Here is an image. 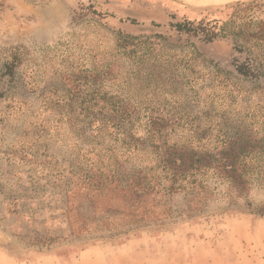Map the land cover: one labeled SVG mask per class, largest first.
<instances>
[{
  "label": "trees",
  "instance_id": "16d2710c",
  "mask_svg": "<svg viewBox=\"0 0 264 264\" xmlns=\"http://www.w3.org/2000/svg\"><path fill=\"white\" fill-rule=\"evenodd\" d=\"M252 25L250 35L264 45V20ZM171 26L179 36L201 33L205 43L216 35L214 25L202 21ZM49 48L50 66L43 69V76L50 73L49 84L38 96V122L43 136L60 131L61 163L32 147L22 156L33 162L42 157L34 182L58 199L57 217L65 228L54 236L34 235V244L126 235L264 188V85L255 84L260 70L249 59L231 63L236 75L253 84L247 104L242 96L247 91L220 70L210 83L218 79L223 88L197 85L198 51L178 58L152 36H119L106 50L91 53L74 41ZM23 59L21 46L12 47L6 74ZM20 196L12 198L13 207ZM256 212L264 216V204Z\"/></svg>",
  "mask_w": 264,
  "mask_h": 264
},
{
  "label": "rangeland",
  "instance_id": "374dc122",
  "mask_svg": "<svg viewBox=\"0 0 264 264\" xmlns=\"http://www.w3.org/2000/svg\"><path fill=\"white\" fill-rule=\"evenodd\" d=\"M201 1L0 0V264H264V216L256 212L264 204V188L231 204L211 201L201 212L126 235H84L45 246L32 240L65 228L57 217L58 199L34 182L42 157L33 162L22 156L32 147L61 163L60 131L43 136L38 122V96L49 84V71L43 76L53 53L49 47L74 41L91 53L97 47L106 50L119 36H152L178 58L192 49L199 52L198 86L223 88L218 79L211 84L220 70L230 84L247 91L253 84L234 73L236 58L253 62L260 70L255 84L264 85V45L250 35L252 24L264 20V0ZM183 20L214 25L213 41L203 42L201 33L179 36L171 24ZM14 46H21L24 61L6 74L4 63ZM217 92L220 96L223 89ZM242 96L248 104V91ZM15 196L22 197L16 208ZM175 204L181 206L182 199Z\"/></svg>",
  "mask_w": 264,
  "mask_h": 264
},
{
  "label": "crops",
  "instance_id": "0c3cea01",
  "mask_svg": "<svg viewBox=\"0 0 264 264\" xmlns=\"http://www.w3.org/2000/svg\"><path fill=\"white\" fill-rule=\"evenodd\" d=\"M88 252H90V251H88ZM88 252H87V253H88ZM96 252H97V251H96ZM96 252L92 251V253H91V254H93V253H96ZM56 259H57V258H56ZM57 261H60V260H57Z\"/></svg>",
  "mask_w": 264,
  "mask_h": 264
},
{
  "label": "bare ground",
  "instance_id": "6f19581e",
  "mask_svg": "<svg viewBox=\"0 0 264 264\" xmlns=\"http://www.w3.org/2000/svg\"><path fill=\"white\" fill-rule=\"evenodd\" d=\"M199 3H201L202 1L201 0H198Z\"/></svg>",
  "mask_w": 264,
  "mask_h": 264
}]
</instances>
